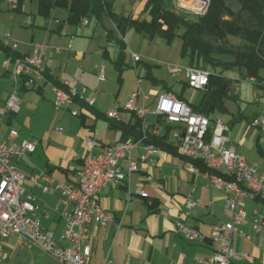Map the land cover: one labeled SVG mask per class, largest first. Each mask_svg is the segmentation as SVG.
<instances>
[{
	"label": "crops",
	"instance_id": "crops-1",
	"mask_svg": "<svg viewBox=\"0 0 264 264\" xmlns=\"http://www.w3.org/2000/svg\"><path fill=\"white\" fill-rule=\"evenodd\" d=\"M120 2H125L121 10L116 8L117 0L113 2L115 14L133 20L150 19L146 9L147 0ZM171 7L178 15H189L176 9V0H171ZM11 8L8 9L11 13L27 15L25 10L15 13L10 11ZM36 12L42 21L34 17V22L29 23L26 18L17 34L15 30L12 33L20 43L18 54L22 57L32 54L34 43L48 45L43 54L48 81L33 90L20 92L21 110L16 115L4 116L0 136L7 138L10 130L15 129L20 139L35 142V152L20 160L18 167L27 177L24 185L26 192L33 194L46 212L41 214L43 229L54 233L58 239L65 227L64 214L71 210V205L57 191L44 193L34 185L31 177L44 173L54 183H74L86 154L85 139L95 141L96 154L102 153L108 146L125 141L119 127L133 124L136 118L131 115L122 120H111L106 114L122 107L137 91L139 78L140 87L149 95V101L144 104L151 109L157 97L163 93L170 92L195 106L201 102L204 92H200L198 101H192L184 96L185 90L189 88L182 86L179 92L174 91L175 85L157 76L159 66L152 67L144 63L143 57L133 50H130L128 57L127 34L140 33L131 29L123 36L109 15L105 14L99 19L91 17L88 24L80 22L73 25L69 23L68 12L63 8L53 10L50 17L41 16L37 7ZM5 33H8L7 26H0V38ZM165 44L169 48L178 47L177 62L188 65V61L181 57L182 42L179 38L172 44ZM132 52L142 58L141 63L135 64ZM2 60L3 56H0V88L2 85L5 87L0 94V115L4 113L12 90L10 74L2 69ZM101 73L105 76L104 81L99 80ZM231 74L234 75L235 71L225 72L230 82L228 96L224 100L226 110L216 112L211 119L228 123L233 146L249 163L256 164L264 172V135L251 126L252 119L262 110L253 103L254 95L258 92L264 96V89L261 91L249 84L252 87V99L243 107V104H239L241 86L237 79L229 77ZM2 81L8 84L5 86ZM64 82H69L78 90L86 87L87 96L95 101L94 106L77 102L73 109L79 111L78 117L72 116L71 110H55L52 87L62 88ZM142 103L140 99L139 104ZM224 117L231 118L224 120ZM58 128L63 131H57ZM130 140L132 138L127 141ZM148 147L154 150L150 161L145 163L141 158ZM129 158L137 162L138 171L130 174L125 183L107 187L101 193L100 203L114 213L115 222L106 228L91 226L92 264H203V261L211 258L215 252L209 240L212 229L228 222L230 218L225 212L224 194L209 186L205 177L206 168L195 164L200 173H191L188 165L192 162L183 158L174 145L158 146L139 141ZM128 162V159L121 162L125 171ZM40 183L45 185L46 181L41 179ZM138 190L148 197L142 198L137 194ZM189 194L198 204L187 215L185 201ZM263 209V201L247 199L248 220L240 229L248 238L238 234L233 237V248L253 256V264H264V234H255L252 227L256 213ZM179 224L195 228L203 239L196 242L185 240L178 230ZM6 247L7 252L9 248H15L17 252L19 249H32L19 244L16 238L11 239ZM56 264L60 263L56 261Z\"/></svg>",
	"mask_w": 264,
	"mask_h": 264
},
{
	"label": "built area",
	"instance_id": "built-area-1",
	"mask_svg": "<svg viewBox=\"0 0 264 264\" xmlns=\"http://www.w3.org/2000/svg\"><path fill=\"white\" fill-rule=\"evenodd\" d=\"M209 2L210 0H180L177 6L197 14L196 16H204ZM84 23L87 24L88 21L85 20ZM0 41L12 52L19 49V42L14 41L10 33H5ZM46 49L47 45L44 43L33 44L32 54L26 56L27 59L36 60V69L33 70L23 69L18 59L13 61L10 56L3 58L4 69L7 71L11 67L13 91L6 101L4 113L0 115V128L5 115L20 112L21 103L17 97L20 88H33L47 82L43 64V53ZM0 55H3L1 51ZM131 55L134 61H140L138 55ZM169 72L173 76L184 73L188 86L195 90H203L209 83V73L198 68L171 65ZM99 80H105L104 74ZM63 86L64 88L52 87L55 110H71L72 116L77 117L79 112L73 109L75 99L88 100L89 106L94 105V99L87 96L86 87L78 90L69 82H64ZM140 97L144 102L148 100L140 90L134 93L123 107L108 112L107 117L120 120L127 113H135L142 123L144 138H147L148 132L162 136L164 126H181V129L169 133V139L178 142V150L182 156L202 161L208 169L205 177L209 185L225 194V212L230 219L213 228L209 239L215 247V252L202 263L253 264V256L237 252L233 248V237L238 234L248 238L240 229L248 220L246 200L258 199L264 202V172L260 171L256 164L249 163L231 144L230 129L224 122L218 120L213 124L207 116L194 112L188 104L172 94L160 95L154 112L138 104ZM258 101L260 99L256 98V102ZM147 115H152L158 120L159 124H155L153 129L146 120ZM252 126L264 135V113L253 121ZM57 131L62 132L63 129L58 128ZM84 145L86 154L77 172L76 182L54 183L44 173L31 177L34 185L40 187L44 193L57 191L66 203L71 205V210L64 214V231L57 239L54 233L43 229L41 214L46 212L38 204L37 198L26 192L24 185L27 177L18 167L20 160L35 152V142L20 139L19 132L15 129L10 130L7 138L0 136V264H4L8 259L6 245L13 238L25 247L39 248L60 264H92L91 226L106 228L114 222L113 213L105 210L100 204L101 193L107 187L125 183L130 174L138 171V164L129 158L135 147L133 142L117 143L105 148L100 154L94 152L96 145L93 139H85ZM153 150V147L146 149L141 158L143 162L150 161ZM124 159L129 161L126 171L121 166ZM189 170L198 173L193 166H190ZM219 172L228 178L217 174ZM41 179L46 181L45 185H41ZM137 193L144 198L148 196L141 190ZM185 205L189 215L197 206L192 194L186 198ZM252 227L255 234H264V209L256 213ZM178 230L189 242L203 239L198 230L185 224H179Z\"/></svg>",
	"mask_w": 264,
	"mask_h": 264
},
{
	"label": "trees",
	"instance_id": "trees-1",
	"mask_svg": "<svg viewBox=\"0 0 264 264\" xmlns=\"http://www.w3.org/2000/svg\"><path fill=\"white\" fill-rule=\"evenodd\" d=\"M5 1L0 0V11ZM10 1L13 3L10 11L15 13H23L25 3L29 2L37 7L43 17H50L57 8L67 10L69 23L73 25H78L84 18L99 19L106 14L123 35L133 29L145 34L149 40L161 38L167 44L179 38L182 42L181 57L188 61V65L211 69L209 84L201 102L191 106L196 113L212 117L216 112L226 110V71L237 70L242 78H255L260 84L258 87L264 89V0H210L207 13L195 21L178 15L171 7V0H147L149 20H133L115 14L114 0ZM232 40H240L242 44H235ZM0 50L14 59L20 57L18 53L5 48L1 41ZM222 57L228 59L223 60ZM184 88H188L187 83H184ZM119 128L123 131L125 141L129 138L138 141L143 137L137 120L133 124H122ZM173 128L166 127V133L162 136L150 134L146 143L174 145L168 139V132ZM195 164L203 165L200 161Z\"/></svg>",
	"mask_w": 264,
	"mask_h": 264
},
{
	"label": "rangeland",
	"instance_id": "rangeland-1",
	"mask_svg": "<svg viewBox=\"0 0 264 264\" xmlns=\"http://www.w3.org/2000/svg\"><path fill=\"white\" fill-rule=\"evenodd\" d=\"M121 0H117V9L118 8H120V10L122 9V7L124 6V4H125V2H120ZM180 0H176V9L177 10H179V11H183V12H186L187 14H189V15H181L182 17H184L185 19H187V20H189V21H195V20H197L199 17H202V16H196L197 14H194L193 12H190V11H187V10H185V9H180V8H178V6H177V4H178V2H179ZM209 4H210V2H209ZM118 5H120V7L118 6ZM13 6V3L10 1V0H6L4 3H3V5H2V8H3V11H1L0 12V26H3V25H5V26H7V28H8V33H10L11 34V36H12V39L14 40V41H17V42H19L18 41V39H16V36L15 35H13V30H15L16 31V34H17V32L20 30V28H19V26L21 25V24H23L24 22H25V20H26V18H27V20L29 21V23H32V22H34V17L36 18V20L37 21H42V18H40L39 17V15L37 14V12H36V7L33 5V4H31V3H29V2H27V3H25V6H24V10H25V12H26V14L27 15H17V14H14V13H11V12H9L8 11V9L9 8H11ZM208 10V9H207ZM206 13H207V11H206ZM205 13V14H206ZM204 14V15H205ZM85 20H87L88 21V23H89V18H84L82 21H81V23L82 24H85L84 23V21ZM87 23V24H88ZM4 36V35H3ZM124 36V35H123ZM2 38V37H1ZM233 41V43H235V44H242V42L240 41V40H232ZM2 43V42H1ZM20 44V43H19ZM44 44H46V43H44ZM47 45V44H46ZM6 48V47H5ZM47 48H48V45H47ZM47 50V49H46ZM45 50V51H46ZM126 50H127V55H128V57H130L129 56V54H130V50H133L135 53H138L141 57H143V61H144V63H146V64H149V65H151L152 67H155V65H157V66H159L158 68H159V71L157 72V76H160L163 80H165L166 82H168L169 84H171V85H175L174 86V91H177V92H179L180 90H181V88H182V86L184 87V83H187V80H186V75L184 74V73H182V74H180V75H178V76H173L170 72H169V66H171V65H177V66H180V67H182V68H186V67H193V66H190V65H186L185 66V63L184 62H177V59H178V52H179V48L178 47H175V46H172L171 48H169L168 46H166V44H165V42L163 41V40H161V39H159V38H156V39H154V40H149L148 39V37H146V35H144V34H136L135 32H129L128 34H127V41H126ZM1 52H2V50H0ZM134 52H132V53H134ZM3 53V52H2ZM16 53H18V51L16 52ZM134 53V54H135ZM44 54V53H43ZM137 55V54H136ZM138 55V56H139ZM1 56V55H0ZM3 58L4 57H6V55L3 53ZM139 56V57H140ZM25 57V56H24ZM140 57V61H138V62H136V61H134V59H133V61L135 62V64H139V63H141V61H142V58ZM19 58H22V56H20V57H18V58H13L12 60L14 61V60H16V59H19ZM133 58V57H132ZM221 59H223V60H226V59H228L227 57H222ZM2 62H3V60H2ZM44 64V63H43ZM1 67H2V69L4 70V71H6L5 69H4V67H3V63H2V65H1ZM141 67V69L143 68L142 67V65L140 66ZM44 68H45V66H44ZM193 68H197V67H193ZM203 68V67H202ZM10 69H11V67L9 68V70H7L6 72L7 73H9L10 74V78H11V71H10ZM198 69H201V68H198ZM133 70V69H132ZM201 70H204V71H206V72H208L209 73V78H210V72L209 71H211V69L210 68H203V69H201ZM131 71V70H130ZM235 71V74L234 75H228L229 77H231L232 79H237L238 81H239V84H240V86H241V89H242V91H241V95H240V98H241V102H239V104H243V107H245V105H246V102H249L252 98H251V94H252V87H251V85H253V86H257V89L258 90H261L258 86H260V84H258V81L255 79V78H242V77H240V74H239V72L237 71V70H234ZM134 72H132V75H134L133 74ZM103 73H101L100 74V76L102 75ZM45 75H46V68H45ZM100 76H99V78H100ZM226 76V75H225ZM144 77V76H143ZM46 79H47V76H46ZM229 79H226V84H227V87L229 88V85H230V82L228 81ZM48 81V80H47ZM144 81H146V83H148V81L147 80H144ZM11 82H12V78H11ZM2 83L6 86L8 83L7 82H5V81H2ZM140 83H141V79L139 78L138 79V84H139V86H138V89H137V91L136 92H138V91H142L147 97H148V100L147 101H149V95L148 94H146L142 89H143V87L141 88L140 87ZM41 84V83H40ZM40 84H38V85H36L35 87H33V88H20L19 90H18V92H17V97L19 98V94H20V92H22V91H24V90H33V89H35L36 87H38ZM64 84V83H63ZM149 84V83H148ZM188 84V83H187ZM209 84V83H208ZM249 84H251V85H249ZM262 86H264V85H262ZM261 86V87H262ZM3 85H2V88H0V94H2L3 93ZM208 87V86H207ZM207 87H205L203 90H196V91H199V92H196V91H194L195 89H192V88H190L189 86H188V88L189 89H192V90H185V92H184V96L186 97V98H188V99H190V100H192V101H198L199 99H200V92H204L205 90H206V88ZM5 88V87H4ZM61 88V87H60ZM62 88H64V86L62 87ZM248 89V90H247ZM13 91V82H12V90H11V92ZM261 91H263V89L261 90ZM11 92H10V94H11ZM135 92V93H136ZM9 94V95H10ZM124 94V93H123ZM134 94V93H133ZM132 94V95H133ZM163 94H172V93H163ZM160 95H162V94H160ZM159 95V96H160ZM173 96H175L174 94H172ZM158 96V97H159ZM9 97V96H8ZM158 97H157V99H156V101H155V103H154V108L153 109H151V108H149L146 104H144V103H146V102H144V100L142 99V97H140V99L142 100V104H141V106L142 105H144L150 112H154L155 111V108H156V103H157V100H158ZM176 98H178L179 100H181V98H179V97H177V96H175ZM256 98H259L260 99V101H258V102H256ZM139 99V100H140ZM19 100H20V98H19ZM129 100V99H128ZM127 100V101H128ZM54 101V100H53ZM126 101V102H127ZM181 101H183V102H185L183 99L181 100ZM77 102H81V103H84V102H82V101H79V99H75V104L77 103ZM125 102V103H126ZM20 103H21V100H20ZM124 103V104H125ZM186 103V102H185ZM253 103L255 104V105H258V106H260L261 107V112L257 115V116H255L253 119H252V121H251V126H252V123H253V121L257 118V117H259L261 114H263L264 113V96L263 95H261L260 93H255V95H254V98H253ZM74 104V105H75ZM84 104H86V103H84ZM95 104V103H94ZM138 104H139V102H138ZM186 104H188V103H186ZM87 105V104H86ZM140 105V104H139ZM189 105V104H188ZM89 106V105H88ZM94 106V105H93ZM93 106H90V107H93ZM124 106V105H123ZM122 106V107H123ZM190 107H191V105H189ZM74 107V106H73ZM118 108H120V107H118ZM192 108V107H191ZM21 110V109H20ZM5 111V110H4ZM112 111V110H111ZM79 112V111H78ZM110 112V111H109ZM18 114V113H17ZM200 114V113H199ZM7 115H12V114H7ZM14 115H16V114H14ZM134 116L135 118H136V120L140 123V127H141V132H142V135H143V137H142V139H140V140H138V141H133V140H130V141H123V142H118V143H127V142H133L134 144H135V146H136V144H137V142H146L145 140L146 139H148V137L150 136V134L151 135H153L152 133H149L148 132V134H147V138H144V134H143V130H142V123H141V121L137 118V116H136V114L135 113H127V115L126 116ZM203 115V114H202ZM78 116H80V113H79V115ZM77 116V117H78ZM106 116H107V114H106ZM125 116V117H126ZM124 117V118H125ZM208 117V116H207ZM213 117V116H212ZM108 118V117H107ZM211 121H212V123L214 124L216 121H218V120H220V119H216V120H213V119H211V117H208ZM231 118V117H224V120H229V119ZM109 119V118H108ZM111 120H113V119H111ZM120 120H122V119H120ZM146 120L148 121V123H150L151 121H154L155 120V122L153 123V124H151V126H152V129L154 128L153 126L155 125V124H159L158 123V120L154 117V116H152V115H147V117H146ZM220 121H222V120H220ZM223 122V121H222ZM225 123V122H224ZM226 125H228L229 126V129H230V132H231V127H230V125L228 124V123H225ZM156 126V125H155ZM168 126H174L175 128H173V129H171L169 132H168V139H169V133L171 132V131H174V130H178V129H181L182 127L181 126H178V125H168ZM168 126H164V134L166 133V127H168ZM253 127V126H252ZM258 129V128H257ZM259 130V129H258ZM260 131V130H259ZM230 132H229V137H230ZM163 134V135H164ZM262 134V133H261ZM263 135V134H262ZM153 136H157V135H153ZM158 136H161V135H158ZM231 140V139H230ZM85 141V140H84ZM169 141L170 142H172V143H174V146L177 148V151L179 152V150H178V145H177V141H174V140H170L169 139ZM117 144V143H116ZM231 144H232V142H231ZM115 145V144H114ZM233 145V144H232ZM109 147V146H108ZM235 147V146H234ZM107 148V147H106ZM236 148V147H235ZM238 151V150H237ZM179 154H180V152H179ZM241 154V153H240ZM181 155V154H180ZM182 156V155H181ZM244 156V155H243ZM183 158H185V159H188V158H186V157H184V156H182ZM245 157V156H244ZM246 158V157H245ZM189 161H191L192 162V164H190V165H188V170H189V167L190 166H193V167H195L197 170H198V173H200V170H199V168L195 165V162H197V161H195V160H191V159H188ZM200 162H202V161H200ZM203 163V162H202ZM203 165H204V167L206 168V166H205V164L203 163ZM122 166V165H121ZM190 171V170H189ZM191 172V171H190ZM208 172V169L206 168V172H205V174ZM191 173H193V172H191ZM198 173H193V174H198ZM217 174H219L220 176H222V177H226V178H228L224 173H222V172H219V173H217ZM210 186V185H209ZM211 187V186H210ZM212 188V187H211ZM213 189V188H212ZM215 190V189H214ZM139 191V190H138ZM217 191V190H216ZM220 192V191H219ZM221 193H223V192H221ZM138 194V193H137ZM224 194V193H223ZM141 196V195H140ZM224 196H225V194H224ZM142 197V196H141ZM148 197V196H147ZM146 197V198H147ZM142 198H144V197H142ZM194 200V199H193ZM195 201V200H194ZM186 202V201H185ZM101 204V203H100ZM198 204V203H197ZM102 206V205H101ZM103 207V206H102ZM104 208V207H103ZM105 209V208H104ZM105 210H107V209H105ZM107 211H109V210H107ZM111 212V211H110ZM113 213V212H112ZM113 215H114V213H113ZM114 222H115V216H114ZM113 222V223H114ZM112 223V224H113ZM111 225V224H110ZM109 225V226H110ZM214 228V227H213ZM195 229V228H194ZM213 230V229H212ZM201 234V233H200ZM210 240V239H209ZM214 246V245H213ZM16 249L15 248H9L8 249V255H9V257H8V260L4 263V264H56V261H55V259H53L51 256H49L48 254H46V253H44L42 250H40L39 248H32V249H19V251L17 252V251H15Z\"/></svg>",
	"mask_w": 264,
	"mask_h": 264
},
{
	"label": "bare ground",
	"instance_id": "bare-ground-1",
	"mask_svg": "<svg viewBox=\"0 0 264 264\" xmlns=\"http://www.w3.org/2000/svg\"><path fill=\"white\" fill-rule=\"evenodd\" d=\"M18 63H19V65H22L23 69H25V70L36 69V60L27 59L26 56L24 58H19ZM83 101L89 105L88 100H83Z\"/></svg>",
	"mask_w": 264,
	"mask_h": 264
}]
</instances>
